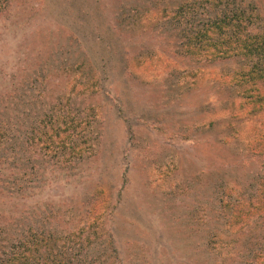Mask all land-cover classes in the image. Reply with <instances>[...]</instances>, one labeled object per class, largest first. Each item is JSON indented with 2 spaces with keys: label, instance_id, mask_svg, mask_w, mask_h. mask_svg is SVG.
<instances>
[{
  "label": "rangeland",
  "instance_id": "1",
  "mask_svg": "<svg viewBox=\"0 0 264 264\" xmlns=\"http://www.w3.org/2000/svg\"><path fill=\"white\" fill-rule=\"evenodd\" d=\"M80 4L0 1V264H260L264 0Z\"/></svg>",
  "mask_w": 264,
  "mask_h": 264
},
{
  "label": "trees",
  "instance_id": "2",
  "mask_svg": "<svg viewBox=\"0 0 264 264\" xmlns=\"http://www.w3.org/2000/svg\"><path fill=\"white\" fill-rule=\"evenodd\" d=\"M1 1V0H0ZM85 0H77V2H84ZM81 5V4H80ZM81 8L80 6H77V9ZM76 9V10H77ZM81 10V9H80ZM80 10H78L80 12ZM77 15V12L76 14ZM89 15V14H88ZM75 17V16H74ZM80 21L76 20V24L80 25ZM198 36L196 37V39ZM252 42L249 43V47L251 49L248 50V53H253L255 59L258 61V65L255 64L254 69L258 72V75L255 76L256 79H264V34L255 35L252 37ZM99 41V40H96ZM260 66V68H258ZM249 80H253L254 77L252 75L247 76ZM248 106L252 111H258L262 110L264 107V92H257L254 96L247 97ZM264 175V173L262 174ZM257 194V196H256ZM254 198V199H253ZM245 204L248 203V206L246 208L247 212L245 215H242L241 212L243 211V204L241 202H238V208L235 209L233 212V217H239L243 216L242 219L246 218V220L250 217H254L259 213V209L264 207V177L261 176V180L257 186V191L255 193V196H251L247 202H244ZM29 239L28 241L25 240L19 242L16 244V246L11 249L10 256L7 258L9 259V264H64V262L60 259V254L52 255L50 259H47L48 262H42L40 263L38 261V258L34 257V252H37L38 246L41 244L43 239H40L39 241H36L35 238L27 237ZM32 253L31 259L29 263H25L27 255ZM257 258V257H256ZM262 262H259L260 264H264V256L260 258Z\"/></svg>",
  "mask_w": 264,
  "mask_h": 264
}]
</instances>
